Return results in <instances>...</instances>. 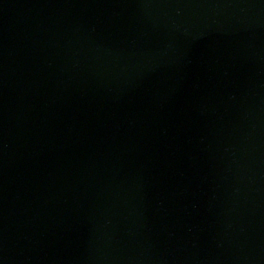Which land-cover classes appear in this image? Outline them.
I'll list each match as a JSON object with an SVG mask.
<instances>
[{"label": "water", "instance_id": "1", "mask_svg": "<svg viewBox=\"0 0 264 264\" xmlns=\"http://www.w3.org/2000/svg\"><path fill=\"white\" fill-rule=\"evenodd\" d=\"M0 264H264V0H0Z\"/></svg>", "mask_w": 264, "mask_h": 264}]
</instances>
